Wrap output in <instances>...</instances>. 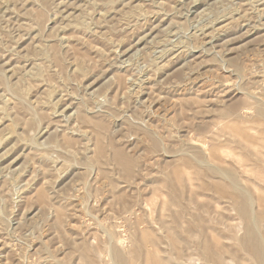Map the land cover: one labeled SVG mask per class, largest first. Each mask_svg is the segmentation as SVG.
Here are the masks:
<instances>
[{
    "label": "rangeland",
    "instance_id": "374dc122",
    "mask_svg": "<svg viewBox=\"0 0 264 264\" xmlns=\"http://www.w3.org/2000/svg\"><path fill=\"white\" fill-rule=\"evenodd\" d=\"M263 254L264 0H0V264Z\"/></svg>",
    "mask_w": 264,
    "mask_h": 264
},
{
    "label": "bare ground",
    "instance_id": "6f19581e",
    "mask_svg": "<svg viewBox=\"0 0 264 264\" xmlns=\"http://www.w3.org/2000/svg\"><path fill=\"white\" fill-rule=\"evenodd\" d=\"M227 27V26H226ZM219 28V27H218ZM256 240V239H255ZM257 243V242H256ZM259 243V242H258ZM258 243H257V245L254 247V254L256 253V257H259V258H261V250L259 251V249H258ZM260 244V243H259ZM259 248H261V247H259ZM264 255V254H263ZM264 257V256H263ZM258 259V258H257ZM264 260V259H263ZM119 263V262H118ZM219 263V262H218ZM221 263V262H220ZM259 263H261V262H259ZM262 263H263V261H262ZM264 264V263H263Z\"/></svg>",
    "mask_w": 264,
    "mask_h": 264
}]
</instances>
